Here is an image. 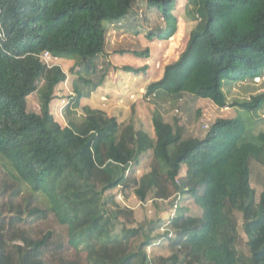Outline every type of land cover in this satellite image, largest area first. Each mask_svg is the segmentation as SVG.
<instances>
[{"label": "trees", "instance_id": "trees-1", "mask_svg": "<svg viewBox=\"0 0 264 264\" xmlns=\"http://www.w3.org/2000/svg\"><path fill=\"white\" fill-rule=\"evenodd\" d=\"M178 1L145 0L141 14L139 0H0L5 33L0 40V161L34 198H42L45 209L32 214L53 213L67 229L68 245L85 254L87 264H264V193L257 202L251 187V161L264 165V132H250L245 117L218 119L198 138L187 135L177 121H166L158 107L152 117L155 140L127 126V143L117 135L115 118L96 117L89 107L82 121L68 116L70 101L78 108L106 82L111 67L99 62L106 57L111 28L122 27L129 14L143 25L159 16L161 24L146 36L171 40L178 33ZM201 1L202 29L190 33L177 61L147 86L146 98L190 96L224 109L230 107L226 81L264 78V0ZM45 52L74 61L75 76L68 79L60 66L48 68L41 60ZM129 53L150 58L149 50ZM147 68L124 72L138 76ZM69 82L64 99L58 91ZM35 93L39 114L28 112L27 99ZM231 107L246 114L263 110L264 92ZM58 111L65 120L68 116L67 126L58 121ZM149 154L154 170L142 178L138 195H175L170 204L180 211L146 230L131 227V214L118 207L111 193ZM177 196H187L201 218L187 217ZM52 235L28 242L23 255L17 251V264H43L40 257L50 249ZM153 247L154 253L174 249L170 257L158 259L148 251ZM0 264L14 261L2 252Z\"/></svg>", "mask_w": 264, "mask_h": 264}, {"label": "rangeland", "instance_id": "rangeland-1", "mask_svg": "<svg viewBox=\"0 0 264 264\" xmlns=\"http://www.w3.org/2000/svg\"><path fill=\"white\" fill-rule=\"evenodd\" d=\"M193 1L192 5H188L187 0H179L174 5V14L179 19V33L168 41H159L157 38L150 40L146 36L149 31H156L161 24L159 16L152 18L153 22L144 24V31L140 34H135L136 29L138 27L142 29L144 25L138 24L139 22L136 24L131 14L126 17V21L123 22L120 30H116L117 27L111 28L107 37L106 57H103L99 62V65L104 68L107 67V64L111 67L106 85H103L101 90L105 93L102 95L93 93L90 98L82 100L78 108H74L70 101L72 106L68 110L70 119L77 122L82 121L88 115L84 108L89 107L98 112L96 117L101 116L104 120L115 118L119 130L117 135L119 138L120 136L124 138L127 143L131 142V131L127 126H130L132 131L142 130L155 140L152 117L158 107L166 121L170 123L177 121L179 126L185 128L186 134L192 137L202 138L207 132L205 126L210 127L218 119H233L240 115L247 120L250 132L254 134L264 132V109L246 114L231 107L235 101L248 100L259 93H263L264 78L259 83L256 81L254 83L251 81L243 83L226 81L223 91L228 97L230 107L224 109L218 108L210 100H195L190 96H184L178 101L161 100L159 103L146 98L147 84L159 81L163 76L165 67L177 61L184 51L189 39L188 29L195 31L203 27V3L201 0ZM144 3L145 0L138 2L137 8L138 11L141 9V14H145ZM116 31H120V34ZM145 50H149V59L137 58L129 53L130 51L142 52ZM121 51L127 53L120 54ZM106 62L108 63L106 64ZM57 65L61 67L68 79L71 78V75L75 76L72 72L75 65L74 61H58ZM145 66L148 67L147 70L140 73L138 77L133 73L124 72V68L127 67L140 69ZM42 86L43 80L38 83V89ZM68 86H70V82L59 88L58 91L59 96L64 99L69 96L70 87ZM27 103L29 113H40L38 93L30 96ZM60 113L61 111H58L60 118L58 121L63 126H67L68 116L65 120ZM153 170L152 155L142 157L140 165H134L127 172L128 181L111 193L115 197L118 207L131 214L132 228L144 227L147 230L152 224L158 223V220H171L180 211L176 205L170 204L175 199V195L156 197L154 192H146L144 199L138 195L142 178ZM251 170V187L255 191V199L258 202L264 193V165L252 160ZM184 171L185 167L182 174ZM186 197H179V202H182L185 210L184 214L195 219L201 218L200 209L191 205ZM39 208L45 209L42 198L39 197L38 200L34 198L32 191L27 186L17 182L13 175L7 171L4 163L0 161V254L4 252L11 256L14 264H17L15 261L17 251L20 253H18L19 255H23V251L29 249L27 248L28 242L39 241L48 232H52L51 242L48 245L50 249L45 250L40 257L43 264H87L86 255L78 253L68 245L67 229L59 225L53 213L44 211L37 215L32 214L34 210ZM237 216L241 226V216L239 214ZM240 234L246 240L241 227ZM18 247L23 250H18ZM153 249L154 247L148 249L151 257L159 259L170 257L174 248L164 247L156 253Z\"/></svg>", "mask_w": 264, "mask_h": 264}, {"label": "built area", "instance_id": "built-area-1", "mask_svg": "<svg viewBox=\"0 0 264 264\" xmlns=\"http://www.w3.org/2000/svg\"><path fill=\"white\" fill-rule=\"evenodd\" d=\"M0 40H2L3 38H5V33L3 32L2 28H0ZM41 60L44 62V64L48 67V68H52L54 66H58L57 62L59 61V59L54 58L49 52H45L41 55ZM256 82H260L261 79L258 78L255 80ZM209 126H205V129H208ZM164 230H162L163 232Z\"/></svg>", "mask_w": 264, "mask_h": 264}, {"label": "crops", "instance_id": "crops-1", "mask_svg": "<svg viewBox=\"0 0 264 264\" xmlns=\"http://www.w3.org/2000/svg\"><path fill=\"white\" fill-rule=\"evenodd\" d=\"M178 17V16H177ZM179 20V19H178ZM115 28V27H114ZM178 28H179V26H178ZM121 28L120 27H118V28H116V30H120ZM116 32H118V34H120V31H116ZM192 31H189V29H188V34L190 35V33H191ZM178 33H179V29H178ZM179 58V57H178ZM59 61H67V60H64V59H59ZM163 75V74H162ZM138 77V76H137ZM120 79V78H119ZM107 81V80H106ZM117 81H120V80H117ZM150 84V83H149ZM149 84H147V85H149ZM106 85V82L104 83V86ZM104 86H102V87H100L97 91H96V94L98 95H102V94H104L105 92H102L101 90L103 89V87ZM153 102H155V103H159L160 102V100H162V101H167V100H165V99H160V98H150ZM160 99V100H159ZM155 105V104H154Z\"/></svg>", "mask_w": 264, "mask_h": 264}]
</instances>
